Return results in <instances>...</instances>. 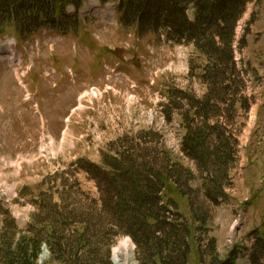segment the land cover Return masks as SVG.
I'll list each match as a JSON object with an SVG mask.
<instances>
[{
	"label": "rangeland",
	"instance_id": "obj_1",
	"mask_svg": "<svg viewBox=\"0 0 264 264\" xmlns=\"http://www.w3.org/2000/svg\"><path fill=\"white\" fill-rule=\"evenodd\" d=\"M247 1L233 62L98 0L68 13L76 30L0 57V264H118L119 248L136 264H264V0ZM127 177L158 190L145 231L119 211Z\"/></svg>",
	"mask_w": 264,
	"mask_h": 264
},
{
	"label": "trees",
	"instance_id": "obj_2",
	"mask_svg": "<svg viewBox=\"0 0 264 264\" xmlns=\"http://www.w3.org/2000/svg\"><path fill=\"white\" fill-rule=\"evenodd\" d=\"M85 1L87 0H0V22H3L2 26L5 28L14 26L21 30L28 26L33 18L44 22L49 18L55 21L54 27H60V16L65 9L69 5L80 8ZM100 1L104 4L120 2L122 12L128 15L132 23L139 24L142 31L167 30L170 37L178 42H193L198 50L208 57L219 56L227 62H233L234 59L228 53L224 55L223 52L231 49L233 30L248 4L247 0H164L165 3L163 0H156V4H153L159 9L156 15L150 13L148 6L142 4L140 0ZM189 9L194 10L195 21L189 20L187 16ZM189 143L195 148L201 144L198 140ZM199 151L204 152L202 149ZM121 173L132 176L129 172L124 173L119 170L120 177ZM115 179L118 180L116 176ZM138 179L141 181L142 176L138 175ZM138 179L127 177L125 181H118L120 185L131 188L132 194L131 199L126 201L121 197L122 199L117 203L120 213L126 210L133 222L135 221L134 223L139 226V229H134L136 233L145 231V224L154 221L158 223L157 215H160L158 204L153 199L158 190L150 191L142 188ZM159 181L166 185L168 180L159 173ZM164 210L170 212L168 207H164ZM155 217L156 220H153ZM164 261L173 264V261L168 259Z\"/></svg>",
	"mask_w": 264,
	"mask_h": 264
},
{
	"label": "bare ground",
	"instance_id": "obj_3",
	"mask_svg": "<svg viewBox=\"0 0 264 264\" xmlns=\"http://www.w3.org/2000/svg\"><path fill=\"white\" fill-rule=\"evenodd\" d=\"M10 59H12V58H10ZM88 94H89V92H85L81 97L82 98L85 97V96L88 97L89 96ZM80 106L83 107V102L80 103ZM69 123H70V121H69ZM47 255H45V257H47ZM133 256H134V254H133L132 250H126V249H123V248H119L115 252L114 259H115V261L118 264H129V263L136 264V262L133 259Z\"/></svg>",
	"mask_w": 264,
	"mask_h": 264
},
{
	"label": "water",
	"instance_id": "obj_4",
	"mask_svg": "<svg viewBox=\"0 0 264 264\" xmlns=\"http://www.w3.org/2000/svg\"><path fill=\"white\" fill-rule=\"evenodd\" d=\"M44 251H45L44 253L46 254V253H47V251H48V250L46 249V247L44 248ZM42 259H43V258H42Z\"/></svg>",
	"mask_w": 264,
	"mask_h": 264
}]
</instances>
